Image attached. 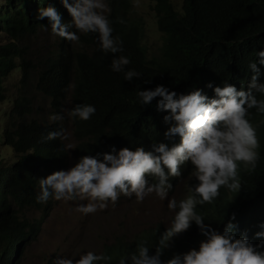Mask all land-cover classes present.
Masks as SVG:
<instances>
[{
  "label": "trees",
  "instance_id": "trees-1",
  "mask_svg": "<svg viewBox=\"0 0 264 264\" xmlns=\"http://www.w3.org/2000/svg\"><path fill=\"white\" fill-rule=\"evenodd\" d=\"M150 1L161 33L156 52H150L144 43L145 19L134 10L133 0H108L112 34L119 36L123 47L116 55L127 56L130 63L125 69L141 74L127 81L123 72L111 71L113 54L98 50L94 33L80 34L79 44L53 35L52 43L33 49V39L41 31L50 32L41 27L47 25V18L35 19L39 7L53 4L65 22L71 19L60 0H2L0 103L11 99V104L0 118V142L12 151L14 161L4 164L0 159V264H27L22 253L40 230L50 201L36 202L37 179L65 168L68 155L64 139H45L49 131H65L64 123L69 121L76 141L75 162L82 155L102 158L98 154L113 146L149 150L163 138L165 113L156 108L159 98L150 105L137 104L139 88L163 84L177 93L201 88L211 97V89L205 87L208 82L216 85L228 80L238 89L246 85L250 76L247 63L255 59V50L264 40V0H181L179 6L172 0ZM16 69L19 78L13 85L14 95L9 97L5 81ZM70 82L76 85L74 89L67 88ZM42 98L47 99L46 108ZM76 103L92 104L96 111L87 121L70 119L66 110ZM251 111L259 142L256 169L249 173L241 164V190L227 193L221 187L211 204L197 205L196 210L219 231L235 213L237 236L246 232L255 244L253 234L264 222V114ZM53 113L64 118L51 121ZM179 178H171L173 186ZM33 207L45 210L35 220L27 215ZM164 228L158 224L130 237L118 235L100 251L113 257L109 264H117L119 257L143 238L151 254ZM201 239L193 222L163 251L161 259L197 247Z\"/></svg>",
  "mask_w": 264,
  "mask_h": 264
},
{
  "label": "clouds",
  "instance_id": "clouds-1",
  "mask_svg": "<svg viewBox=\"0 0 264 264\" xmlns=\"http://www.w3.org/2000/svg\"><path fill=\"white\" fill-rule=\"evenodd\" d=\"M150 2L153 11V1ZM60 4L71 19L65 22L53 4L39 7L35 19L47 18V25H41L44 30L50 29L54 36L73 44L80 43V34L94 33L98 50L113 54L111 71L123 72L127 81L140 78L135 69H125L130 63L127 56L116 55L123 52V47L119 36L112 34L108 0H60ZM118 22L124 23L122 18ZM259 45L255 59L247 63L250 73L247 83L239 89L228 80L216 85L208 82L205 87L211 89V97L201 88L184 93L171 91L163 84L151 89L139 88L135 95L140 106L150 105L154 98H159L156 108L165 113L162 121L167 126L162 140L153 143L149 150L143 146L134 149L113 146L109 152L98 154L102 158L82 155L71 167L37 179L36 202L78 201L82 203H77L75 210L88 215L109 205L115 207L121 195L134 197L137 203L150 195L161 202L167 200L170 216L166 227L159 232L154 252L150 254L147 240L142 238L133 250L119 257L117 264H264V222L253 234L257 240L253 244L246 232L237 236L235 213L219 231L196 210L197 205L211 204L221 187L227 193L241 190L238 171L241 164L249 173L257 167L258 134L250 117L255 115L252 109L264 114V98H258L264 97V40ZM75 87L71 82L67 85L68 89ZM95 111L92 104L76 103L66 114L70 119L87 121ZM63 118L59 113L49 116L51 121ZM57 138H66L64 129L49 131L45 137ZM178 177L174 186L185 184L186 188L181 199L169 196L173 189L171 178ZM193 222L203 237L197 247L161 259L163 251ZM112 259L106 252L81 248L53 259V264H109Z\"/></svg>",
  "mask_w": 264,
  "mask_h": 264
},
{
  "label": "rangeland",
  "instance_id": "rangeland-1",
  "mask_svg": "<svg viewBox=\"0 0 264 264\" xmlns=\"http://www.w3.org/2000/svg\"><path fill=\"white\" fill-rule=\"evenodd\" d=\"M1 2L2 0H0V4ZM172 2L179 6L181 0H172ZM150 5L151 2L149 0L133 1L134 10L145 19L144 43L150 52H156L160 45L161 33L157 31L156 19ZM52 41L53 34L51 32L41 31L33 39V49L40 45H48ZM18 78L19 71L16 69L5 81L9 97L14 95L13 85ZM41 102L46 108L47 99L42 98ZM10 104L11 99L0 103V118H3L5 110L6 113L8 112ZM67 104L68 101L65 103L64 108H66ZM64 125L66 134L64 142L68 155L64 169H67L75 163L76 141L72 136L69 121L64 123ZM0 159L4 164H10L14 161L12 151L1 142ZM185 190V184L173 186L169 196L181 199L186 195ZM77 203L82 202H65L50 199L48 212L40 222V230L36 233L30 246L22 253L23 263L53 264V259L59 256H68L73 251L81 248L100 252L105 244L112 242L118 235L130 237L145 229L154 228L158 224L166 227L170 216L166 208L167 200L161 202L151 195L140 203H137L134 197L127 198L121 195L115 207L109 205L104 210H98L96 213L88 215H82L75 210ZM44 211L33 207V209L27 211V215L35 220Z\"/></svg>",
  "mask_w": 264,
  "mask_h": 264
}]
</instances>
